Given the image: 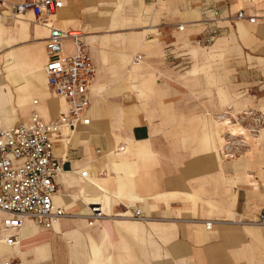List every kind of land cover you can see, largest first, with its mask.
Wrapping results in <instances>:
<instances>
[{"label":"crops","instance_id":"obj_1","mask_svg":"<svg viewBox=\"0 0 264 264\" xmlns=\"http://www.w3.org/2000/svg\"><path fill=\"white\" fill-rule=\"evenodd\" d=\"M61 1L48 23L0 18V126L67 112L43 70L51 28L83 34L96 72L90 123L52 139L62 162L53 207L66 216L50 229L0 227V264H264V82L241 76L248 49L264 67V24L235 19L264 17V0ZM214 10L227 20L198 46ZM74 50L65 40L64 55ZM96 201L105 216L89 225Z\"/></svg>","mask_w":264,"mask_h":264},{"label":"built area","instance_id":"obj_2","mask_svg":"<svg viewBox=\"0 0 264 264\" xmlns=\"http://www.w3.org/2000/svg\"><path fill=\"white\" fill-rule=\"evenodd\" d=\"M61 0H19L7 12L14 15L31 13L39 23H48L61 7ZM5 10L0 8V18ZM218 10H214L207 22L211 24L207 35L195 40L198 46L213 44L217 35V23L221 19ZM235 19L248 20L250 23L261 21L264 17H251L242 11ZM260 19V20H259ZM184 25L177 27L183 31ZM80 31H61L51 28L45 39L48 56L43 70L47 87L55 96L67 104V112L50 122H44L34 113L28 123L11 127L0 126V227L2 229L21 230L24 221L30 219L43 229H50L60 218L66 216L53 207V196L57 192L56 177L62 172V162L53 158V137L61 130L72 132L78 125L90 123L87 113L91 106L90 87L95 76V68L83 43ZM71 40L74 53L64 55L63 43ZM140 56L134 58L139 62ZM224 158L233 159L234 154L224 152ZM86 172L81 173L85 178ZM88 224L104 218L100 202L89 203ZM133 218L142 219L139 209H134ZM258 224L264 227V211ZM211 228V222L205 224ZM8 246L18 244L17 236L5 239ZM3 264H22L18 258H11Z\"/></svg>","mask_w":264,"mask_h":264},{"label":"rangeland","instance_id":"obj_3","mask_svg":"<svg viewBox=\"0 0 264 264\" xmlns=\"http://www.w3.org/2000/svg\"><path fill=\"white\" fill-rule=\"evenodd\" d=\"M6 14L9 12H5ZM222 17V16H221ZM227 19H219V22L221 21H226ZM219 25H221L219 23ZM227 30V31H226ZM226 31V33H224ZM231 31V28H228L227 29H224L222 32L223 34H221V36H225L227 37V35L229 34V32ZM247 52L249 54H244L243 57H246L248 60H250V62L248 61L246 64L244 63L242 66V73H241V76L245 77L247 80H255L257 83L258 81L259 82H264V67H260V66H257L256 64H250L252 61H251V58L249 57L250 56H255L256 54L255 53H252L253 51H251L250 49L247 50ZM6 62V58H4V56L2 54H0V68H1V71L4 73V63ZM264 62V61H263ZM236 74H240L238 72H236ZM253 124L255 126H260V125H263L262 123V119L260 120V118H257V119H254L253 121Z\"/></svg>","mask_w":264,"mask_h":264},{"label":"bare ground","instance_id":"obj_4","mask_svg":"<svg viewBox=\"0 0 264 264\" xmlns=\"http://www.w3.org/2000/svg\"><path fill=\"white\" fill-rule=\"evenodd\" d=\"M10 16H14L13 13L10 12ZM96 202H99V201H96ZM101 203V202H100ZM102 211H103V208H102Z\"/></svg>","mask_w":264,"mask_h":264}]
</instances>
